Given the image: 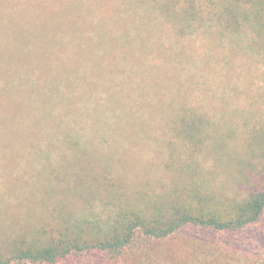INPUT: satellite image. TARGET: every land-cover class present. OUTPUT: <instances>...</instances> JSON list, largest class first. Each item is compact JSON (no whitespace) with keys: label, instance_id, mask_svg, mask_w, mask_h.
I'll return each mask as SVG.
<instances>
[{"label":"rangeland","instance_id":"obj_1","mask_svg":"<svg viewBox=\"0 0 264 264\" xmlns=\"http://www.w3.org/2000/svg\"><path fill=\"white\" fill-rule=\"evenodd\" d=\"M197 1L223 13L194 30L143 10L112 60L95 42L126 36L124 0H0V246L82 217L92 184L144 205L185 190L212 204L245 196L264 171V11ZM43 28L49 45L18 38ZM118 264H264V218L234 233L139 236Z\"/></svg>","mask_w":264,"mask_h":264},{"label":"trees","instance_id":"obj_2","mask_svg":"<svg viewBox=\"0 0 264 264\" xmlns=\"http://www.w3.org/2000/svg\"><path fill=\"white\" fill-rule=\"evenodd\" d=\"M243 1L245 4H251L256 13L261 14L264 11V0ZM124 2V12L132 16L128 19L121 18L116 27L121 28L126 36L108 39L104 35L103 38L106 39L104 42H95L101 47L102 55H113L112 60L119 57L116 49L120 50L121 47L133 43L131 39L129 40V28L131 25L143 23L138 17L143 10L156 14L160 11L161 14L170 15L175 22H187L186 26L192 23L194 30L208 24L211 26L215 23V15L223 13L215 12L216 8L211 5L209 8L200 7L197 0H124ZM178 5L181 7L180 10L177 9ZM180 27L183 31L190 28ZM48 31L49 29L46 32ZM17 35L24 43L34 38L46 41L47 45L53 41L50 35H45L44 28L37 35L35 32H27L22 37V34ZM121 42L124 43L118 45ZM50 64H38L37 68H41L43 75H48L53 71ZM48 85L49 83L41 93L49 95L51 91L47 89ZM187 118L188 116L182 118L183 125ZM194 129L195 127L191 126L185 129V133L193 138ZM259 145L264 160V132L260 135ZM249 182L245 188V196L240 199L217 201L212 204L213 198L206 197L198 191L185 190L179 194L180 196L176 192L169 195L173 197L166 196L146 205L139 200L129 199L125 194L116 195L117 193L110 189L105 190L109 186H103L101 189L92 184L84 195L88 200L87 213L82 217L75 218L70 215L66 219L43 223L17 236L7 237L0 246V264L70 262L82 264L91 261L97 264H118L120 256L139 236L162 241L186 228L221 233L244 231L262 222L264 218V171L254 174ZM101 190L105 196L97 200L96 197Z\"/></svg>","mask_w":264,"mask_h":264}]
</instances>
